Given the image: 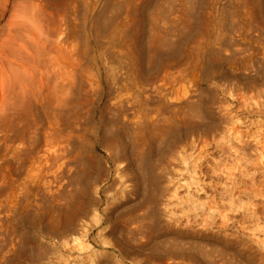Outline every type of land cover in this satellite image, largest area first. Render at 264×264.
<instances>
[{
    "label": "rangeland",
    "instance_id": "1",
    "mask_svg": "<svg viewBox=\"0 0 264 264\" xmlns=\"http://www.w3.org/2000/svg\"><path fill=\"white\" fill-rule=\"evenodd\" d=\"M9 1L11 11L19 13L25 10V15L22 14L26 18L28 17L27 21H30V17H32L31 20H35L33 23L32 21L28 23H37L36 20H38L37 24L41 23L42 30H40V25L35 24L34 27L31 24L29 26L28 23L25 25H28L27 29L25 26L22 28L28 34V28L33 26V28H36L37 31L34 30L38 35L40 34L39 38L41 36L43 38V40L40 39V42L37 43L35 40L31 41V39H27L28 35H23L22 37L26 36V40L29 41L28 45L29 43L31 44V48L28 47L27 52L29 51L31 54L37 51L34 55H38V51H41V54H39L45 62L47 61L46 59L49 58L48 61H50V58L52 60V57L57 55L56 59L54 58V60H57V63L54 61L56 63V78L53 77L54 79L49 72L48 66L45 67L44 63L40 66L42 71H45V73L43 72V75L45 74L43 77L44 84L46 85H43L42 88H38L36 84H32L30 79H28L29 82L27 80L23 81L27 77H24L23 74L19 76L21 73L18 77H14L17 79L15 84H13L12 77V80L9 82L10 84H8L10 85L9 88L8 85L6 87V92L9 95V100H6L7 105L4 102L1 103L3 106H0V264H260L262 259L258 253L251 250L250 242L255 237H259L258 241H261L262 239L260 238L264 236V233H262L263 235L261 232L257 234L258 231L253 230L256 228L254 226L255 222L252 223L249 217H247L248 214L246 215V210H244L247 205L246 195L241 194L242 200L240 197L238 198L241 202L239 205V201H237L234 205V209H236L235 206L238 207L236 211L229 205L228 207L232 210L228 207L224 209L227 205L225 207L221 205L225 201L220 197L222 196L221 193H223V182H225L226 175L230 171L231 173L233 172V175L234 173L238 175L242 168H238L239 165L235 166L237 162L233 159L234 156L231 158L228 152V154L223 151L221 152V149L216 145V141L219 140L220 134L225 131H223V128L227 129V126L229 127L231 119L235 122L239 121V126L241 125L240 127L243 128V131L247 130L245 133L249 132L246 138H248L247 140H252L251 142L254 140L251 138H255L256 136L255 139H257L258 133L263 131L264 107L255 104L256 101L258 102L262 98L246 100V104L244 100H235L232 96L234 94L228 92L234 93V88L238 87L239 90H235L242 91L246 95L256 94L257 90L262 91L261 95L264 97V0ZM21 7L24 8L23 11ZM11 11H9L10 14L13 13ZM16 13L13 14L14 16L16 15L15 17H17ZM22 14H19L20 18L23 16ZM25 17H22V19ZM36 26L39 27L37 28ZM54 28L58 35L56 34L53 38L51 33L53 34ZM22 29L20 33L24 31ZM52 38L53 40L57 39L56 41L58 42L56 52H52L55 56L49 51L50 44L53 41ZM40 45L46 48L44 47V49ZM9 47L17 49L16 44ZM9 47L8 49H10ZM15 49L12 51L13 56L17 55V57H21L23 54L24 56L25 53L27 54L24 50L23 52H19V54L21 52L22 54L14 55V52L16 53ZM42 50L47 54L42 52ZM11 51L9 53H12ZM13 56L11 58L10 56H2L3 60L4 58L7 59L6 62H12V68L15 67L14 62L13 60L10 61L7 57L13 59ZM30 57L28 55L26 59H30ZM2 61L1 63L8 67V64H4V61ZM9 65V68H11V64ZM170 76L172 80H168ZM19 77L22 80L19 79L20 81H18ZM52 79L59 83L56 84L58 85L57 88L52 86ZM12 84L15 86L12 87ZM21 85L24 88L20 87ZM153 86H156L159 92H162L161 90H165L163 91L164 93L167 92L165 94L162 92L159 95V92ZM10 87L13 89L12 91ZM53 87L57 90H53ZM180 88H184V90L186 88V91L183 93L187 95L185 96L187 100L183 98L184 101L179 102L177 99L181 98L180 100H182L181 94H183L182 92L178 93L181 90ZM136 89L137 92L135 91ZM149 89L155 90L156 92H153H158V95L152 92L154 95L151 96V90ZM21 91H24L23 94ZM141 91L142 93H140ZM143 92L146 94L143 95ZM25 93L28 95L25 96ZM40 93L41 96L39 97L38 94ZM141 95L144 97L146 95L151 96V102L150 99L148 102L145 101L147 96L144 98ZM155 95L160 96L162 99L160 97L156 99ZM163 95H168L169 98L171 96V104L168 101L169 99H165L166 96L163 97ZM178 95L180 97H177ZM138 99H141V102ZM38 100L44 101L38 102ZM131 100L133 102L137 101V103H133ZM152 100H154L153 103L155 102V105L158 104V107L157 105V108L155 107L156 110L150 105L153 104ZM172 100H175V105ZM130 102L132 104H129ZM260 102H263V100ZM154 104L153 106H155ZM166 105L168 106L167 109L164 108ZM53 106H56V122L59 126H57L58 131L56 132H53L49 128L50 121H52L51 109ZM171 106H173L174 113L168 114L169 107ZM145 107L146 109L148 107L147 111L149 112L144 109ZM172 108H170L171 111ZM165 109L168 111H165ZM157 110H159V113ZM161 110L162 114H160ZM251 110L253 112H250ZM227 111L228 113L226 114L225 112ZM163 112L167 115H163ZM146 113L150 114V116L147 117ZM223 113L226 118L228 116L227 119L225 116L222 117ZM170 114L174 115L175 121L169 119L172 117ZM122 115L123 118H121ZM137 116L142 119V123ZM140 116H144L145 119ZM166 117L168 119L167 122ZM229 117L231 118L229 119ZM134 118L137 121L139 120L138 123H141V125L139 124L138 126V123L133 120ZM148 118L150 119L149 121L146 120ZM164 119L165 122H163ZM144 120L147 122H144ZM170 120L172 121V125ZM153 123L156 127H154ZM157 126L162 127L157 128ZM148 127L149 129H147ZM240 127L239 129H241ZM159 129L161 131L166 130V132L162 133ZM253 129L257 130V135H252V133L256 134V130L254 131ZM259 129L260 131H258ZM37 133L40 134L38 135L41 138L39 137V141L37 140L35 143L34 138ZM250 133L254 137L250 138ZM139 136H141L140 139ZM263 136L264 134L260 135L261 138ZM135 138H137L136 141ZM262 139L264 140V138ZM28 142L30 144L33 143L34 147L30 146ZM106 142L108 144L119 143L122 145V153L120 152L119 155L110 152L112 150H110ZM189 142L196 144L191 143L190 145ZM79 144L81 145L79 146ZM104 145H107V147ZM189 146L193 147V149H189ZM182 147L185 148L181 149ZM107 148L109 151H107ZM94 150L95 152H93ZM149 151L152 157L151 171L144 170V167L140 168L142 158ZM178 151H183V156L180 154L181 152L179 153L181 156L178 155ZM90 153L95 154L91 155ZM174 153L181 158L185 156L186 159L178 157L179 160H177ZM186 153L189 156H186ZM23 154H25V157ZM122 154L124 156H121ZM87 155L89 156L87 157ZM29 156H33L34 160ZM90 156L93 157L92 160ZM201 156L205 157V159L198 158ZM80 157L83 159H80ZM21 158L22 160L25 159L26 163ZM140 158L141 160H138ZM197 158L199 160H195ZM215 158L221 160L219 161ZM180 159L187 161L186 163L185 161L180 162ZM98 160L103 163L99 161L100 165H98ZM79 161L82 163L80 164ZM172 161H174V164H171L173 163ZM214 162L216 163L214 164ZM221 163L222 169H226H223V172L220 169L222 174H226H224L225 177L214 167L217 164V167L221 168ZM176 164L177 166H175ZM118 165L126 166V168L128 166L125 174L122 175L126 179V182L116 170ZM256 166L257 163H252L246 170L250 172L256 171V181L259 184L264 178V174H262L264 173V165ZM88 167L90 169L89 172H93L90 177L85 175ZM212 168L214 169L213 171ZM97 171L100 172L98 174L99 177L94 182L92 175L97 173ZM193 171H197L198 173H194ZM193 173L194 176L192 175ZM200 173L202 179L200 178L199 180ZM218 174L221 177H218ZM117 176L121 177L122 182L124 180V183L128 182L130 184L126 185L129 187V192L126 194L122 193L121 197V194H119L116 196L117 199L111 198L110 200V196L113 197L117 188L121 185V181ZM197 179L200 182L205 181H203L205 192L209 193H207L208 196L214 194L213 196L218 201V205H213L215 200L210 196L213 202L210 204L214 207L211 210L212 213L206 210V208L201 211L197 210L200 212L198 213L199 222L202 220L205 222L206 220L207 222L204 227L207 229L204 228L202 230L203 227L197 226V224L193 227L197 228V234L190 233L184 235L183 232L170 227L169 224L168 226L166 225L168 220L165 213L166 210L163 209L169 210V208H172L170 211L173 210L175 212L177 210L179 213L182 203L179 205L178 202L184 201L183 203H185L192 196L191 194L195 189L192 182L197 181ZM219 180L222 184H220ZM217 182H219V185ZM115 183L120 185L118 186L117 184V187ZM112 184L116 188L110 187ZM180 184H183L185 187ZM215 184L217 187L214 186ZM111 188L113 189L112 191ZM103 189L106 190L103 191ZM243 189L245 188H241V190ZM109 190L113 192L112 195H110L111 192ZM107 191H109V194H107ZM81 192H85L88 195V197H85L87 198L85 199L87 202L86 206L83 208L84 211H81L74 220L71 219L70 223H66L64 229L67 232L64 235L54 233V235L50 234L49 236L43 233L42 230L44 231L47 225L53 226V221L56 222V218L60 214L65 213V209L70 205L69 202H71L77 193ZM206 193L202 194L199 192L196 194L201 201H207L208 198L206 197L208 196H206ZM95 196L97 202L93 201ZM152 198H154L153 203L151 201ZM175 200L178 201L176 202ZM143 201H149V203L147 202L145 205ZM242 204L245 207L241 210L239 206L242 207ZM186 206L191 207L190 203H186ZM106 208H108V211H105ZM155 209L157 212L154 211ZM157 209H162L164 212L162 213V210L159 211ZM150 210H152L151 213ZM197 211L193 210V213L195 212L194 215H196ZM223 211L228 212V217L226 212ZM140 212L143 215L145 213V218ZM258 213L259 216H263L264 214L261 205L258 206ZM241 214L245 215L242 216ZM134 216H137V218ZM146 217L148 218L147 220ZM152 217L155 218V221ZM96 219H101V223H96ZM140 222L144 226H147L143 228ZM135 226L139 228L137 229ZM148 226L152 227L148 228L150 232L147 230ZM251 227L253 231L250 230ZM133 229L137 231L135 232ZM144 229L147 231L144 232ZM252 232L257 236L251 237L250 234ZM140 233H143V235H139ZM148 233L151 234L148 235ZM204 233L205 235H201ZM227 233L229 235H226ZM34 235L36 237L38 235L39 240L43 243L41 251V253L43 252L42 259L37 261H32L31 257L33 258V256L30 253L33 249V243L35 244L36 237ZM76 235L79 236V239L71 241V238ZM257 238L253 239L251 243H256ZM243 245L247 247L245 251Z\"/></svg>",
    "mask_w": 264,
    "mask_h": 264
},
{
    "label": "bare ground",
    "instance_id": "2",
    "mask_svg": "<svg viewBox=\"0 0 264 264\" xmlns=\"http://www.w3.org/2000/svg\"><path fill=\"white\" fill-rule=\"evenodd\" d=\"M23 1V0H22ZM190 1V0H189ZM117 2V1H116ZM120 2V1H119ZM258 2V1H257ZM12 3V2H11ZM104 3V2H103ZM23 4V3H22ZM55 4V3H54ZM26 5V4H25ZM81 5V4H80ZM125 5V4H124ZM116 6V5H115ZM121 6H123V5H121ZM24 7V6H23ZM23 7H21V9H22V11H23ZM17 8V7H16ZM192 8V7H191ZM11 9V6H10V1L9 0H0V65H1V72H0V106H3V104H1V103H4V102H6V100L9 98V95L7 94L8 92H6L7 90H6V87H7V85L8 84H10L9 82L12 80V77H13V84H15L16 83V81H17V79H15L14 77H18V75L19 76H21L22 74L24 75V77H27V78H24L23 76H22V78H24L23 79V81L24 80H27L28 81V79H30L31 81H32V84H36V86L38 87V88H42L43 87V85H46V84H44V75H43V72L45 73V71H42V68L40 67L43 63L46 65L45 67H47L48 66V68L50 69V73L52 74V78L54 77V78H56L55 77V75H56V70H55V65H56V63H57V60H54V58L57 56H55V55H53L54 53H52V52H56V49H57V47H58V42L54 39L53 40V38L56 36V34H57V32L55 31L56 29L54 28L53 29V34L51 33V36L53 37L52 38V42H51V44H50V53L53 55V56H55V57H52V60H51V58H50V61H48L49 60V58L48 59H46L47 61L45 62V60L43 61V59H42V57H41V51H38V55H34V54H36L37 53V51L35 52V53H31L30 54V52L28 51L27 52V50L29 49L28 47H30L31 48V44L29 43V45H28V40H26V36L28 37L27 39H31V41L33 40H35L37 43H39L40 41V39H42L43 40V38H39V35H38V33L36 32L37 30H36V28H33V26L35 25V24H37L38 23V20H36V22L37 23H34V24H32L33 22H35V20L34 19H32L31 20V18L32 17H30L29 19H30V21H27V18L24 16L25 15V13H24V11L23 12H21L20 10V12L19 13H16L17 14V17H15L13 14H15L13 11H11L10 10ZM19 9V8H18ZM25 9H26V7H25ZM118 9V8H117ZM119 9H120V7H119ZM187 9V8H186ZM73 10V9H72ZM122 10V9H121ZM134 10V9H133ZM132 10V11H133ZM156 10V9H155ZM192 10V9H191ZM9 11H11V13L12 14H10L9 13ZM33 11V10H32ZM145 11V10H144ZM247 11V10H246ZM26 12V11H25ZM112 12V11H111ZM154 12V11H153ZM9 13V14H8ZM24 15H23V14ZM29 13V12H28ZM37 13V12H36ZM19 14H22L21 16L22 17H25V18H23V19H26V20H23L22 19V17L20 18L19 17ZM30 14V13H29ZM34 14V13H33ZM106 14V13H105ZM115 14V13H114ZM27 15V14H26ZM31 15V14H30ZM149 15V14H148ZM192 15V14H191ZM33 16V15H32ZM110 17V16H109ZM152 17H154V16H152ZM33 18H34V16H33ZM139 18V17H138ZM166 18V17H165ZM194 18V17H193ZM254 18V17H253ZM38 19V18H37ZM105 19V18H104ZM151 19H153V18H151ZM34 20V21H33ZM102 20V19H101ZM106 20V19H105ZM154 20V19H153ZM191 20V19H190ZM199 20V19H198ZM245 20V19H244ZM32 21V23H28V22H31ZM55 21V20H54ZM53 21V22H54ZM140 21V20H139ZM230 21V20H229ZM233 21V20H232ZM251 21V20H250ZM40 22V21H39ZM160 22V21H159ZM28 23V25L30 26V24L31 25H33V26H31V27H29L28 28V34H26L25 33V29H22L26 24ZM139 23V22H138ZM262 23V22H261ZM41 24V23H40ZM40 24H37V25H40ZM54 24V23H53ZM137 24V23H136ZM158 24V23H157ZM27 25V26H28ZM55 25V24H54ZM107 25V24H106ZM105 25V26H106ZM139 25V24H138ZM152 25V24H151ZM27 26H25L26 27V29H27ZM98 26V25H97ZM180 26V25H179ZM35 27V26H34ZM37 28L39 27V26H36ZM155 27H156V25H155ZM186 28V27H185ZM21 29H22V31L23 32H21L20 33V31H21ZM36 31H35V30ZM179 29H180V27H179ZM262 29V28H261ZM40 30H42L41 29V25H40ZM166 30V29H165ZM39 32V31H38ZM183 32V31H182ZM263 32V31H262ZM40 33V32H39ZM21 34V35H20ZM26 34V36H24V38L22 37L23 35H25ZM43 34V33H42ZM41 34V35H42ZM58 35V34H57ZM172 35V34H171ZM124 36V35H123ZM134 36V35H133ZM143 36V35H142ZM114 37V36H113ZM125 37V36H124ZM145 38H147V37H145ZM44 39H45V37H44ZM132 39V38H131ZM147 39H149V38H147ZM41 40V41H42ZM51 40V39H50ZM105 40V39H104ZM114 40V39H113ZM137 40V39H136ZM30 41V42H31ZM100 41V40H99ZM138 41V40H137ZM166 41V40H165ZM36 42H34V43H36ZM60 42V41H59ZM33 43V42H32ZM137 43V42H136ZM16 44V46H17V49L19 50H17V49H15V48H13V49H15L16 50V53L14 52V55L15 54H19V52L20 51H26L27 52V54L25 53V56H24V54H23V56L25 57H23V56H21V57H17V55L16 56H13L12 54H13V49L12 48H10L9 46L10 45H12V46H14ZM124 44V43H123ZM131 44V43H130ZM173 44V43H172ZM157 45V44H156ZM167 46H168V44H166ZM34 46V45H33ZM41 46V45H40ZM40 46H39V48H40ZM142 46V45H141ZM145 46H147V45H145ZM8 47L10 48V49H8ZM36 47V46H35ZM41 47H45V46H41ZM143 47V46H142ZM147 47H149V46H147ZM46 48V47H45ZM44 48V49H45ZM139 48V47H138ZM11 49H12V51H11ZM165 49V48H164ZM12 52V53H9L10 51ZM31 50V49H30ZM17 51H18V53H17ZM46 51V50H45ZM58 51V50H57ZM196 51V50H195ZM22 52L20 53V54H22ZM42 52H44V50H42ZM163 52V51H162ZM169 52V51H168ZM40 53V54H39ZM44 53H46V52H44ZM19 54V55H20ZM43 54V53H42ZM47 54V53H46ZM18 55V56H19ZM28 55H29V57H30V55H31V57H30V59L29 58H27L26 59V56L28 57ZM45 55V54H44ZM153 55V54H152ZM156 55V54H155ZM223 55V54H222ZM2 56H4V57H6V56H10V58H11V56H13V59H10L9 57H7L10 61H12L13 60V64H14V68H12V62L10 63V62H6V58H4V60H3V57ZM1 57H2V59H1ZM50 57V56H49ZM227 57V56H226ZM47 58V57H46ZM125 58V57H124ZM156 58V57H155ZM154 58V59H155ZM228 58V57H227ZM56 59V58H55ZM123 59V58H122ZM213 59V58H212ZM4 61V64L5 63H7L8 64V67L6 66H4L2 63H1V61ZM256 60V59H255ZM2 61V62H3ZM54 61H56V63L54 62ZM212 61V60H211ZM235 61V60H234ZM149 63V62H148ZM9 64H11V68H9ZM137 65V64H136ZM157 65V64H156ZM172 65V64H171ZM263 65V64H262ZM44 67V66H43ZM57 67V66H56ZM6 68H8V69H6ZM17 68V69H16ZM211 68V67H210ZM10 69H11V71H10ZM19 69V70H18ZM57 69V68H56ZM9 70V71H8ZM46 70V69H45ZM183 70V69H182ZM57 71H58V69H57ZM186 71V70H185ZM49 72H48V74H49ZM179 73V72H178ZM177 73V74H178ZM132 74V73H131ZM141 75V74H140ZM172 75V74H171ZM144 76V75H143ZM186 76V75H185ZM244 76V75H243ZM46 77V76H45ZM49 77V76H48ZM47 77V78H48ZM249 77V76H248ZM22 78H18V81H20V80H22ZM51 78V77H50ZM53 78V79H54ZM71 78V77H70ZM205 78V77H204ZM20 79V80H19ZM53 79H52V82L51 81H49V82H51L53 85L52 86H54V87H56L57 88V86L58 85H56V84H59V83H57V81L56 80H54L53 81ZM131 79V78H130ZM252 79V78H251ZM168 80H172L171 79V76H170V79H168ZM187 80V79H186ZM202 80V79H201ZM30 81V82H31ZM192 81V80H191ZM220 81V80H219ZM253 81H255V80H253ZM252 81V82H253ZM29 82V81H28ZM76 82V81H75ZM172 82V81H171ZM170 82V83H171ZM248 82V81H247ZM22 83V82H21ZM24 84H25V82H23ZM12 84V85H13ZM28 84H30V83H28ZM75 84V83H74ZM163 84V83H162ZM187 84V83H186ZM243 84V83H242ZM253 84V83H252ZM19 85V84H18ZM31 85V84H30ZM70 85V84H69ZM72 85H73V83H72ZM165 85H167V84H165ZM218 85V84H217ZM9 86L10 85H8V88H9ZM15 85H13L12 87H14ZM25 86V85H24ZM145 86V85H144ZM19 87V86H18ZM20 87H22V85L20 86ZM19 87V88H20ZM37 87H35V88H37ZM51 87V86H50ZM53 87V90L55 89V90H57L56 88H54ZM70 87V86H69ZM147 87V86H146ZM153 87H155V89L157 88L156 86H153ZM164 87V86H163ZM171 87V86H170ZM184 87V86H183ZM192 87V86H191ZM199 87V86H198ZM228 87V86H227ZM226 87V88H227ZM263 87V86H262ZM11 88V87H10ZM22 88H24V87H22ZM38 88H37V90H38ZM165 88V87H164ZM175 88H176V86H175ZM190 88V87H189ZM233 88H234V86H233ZM239 88H241V87H239ZM250 88V87H249ZM26 89V88H25ZM145 89V88H144ZM147 89V88H146ZM145 89V90H146ZM158 89V88H157ZM156 89V90H157ZM166 89V88H165ZM181 89V88H180ZM183 89V90H182ZM179 92L178 91H175V92H178L179 94H180V92H185L186 91V88H185V90H184V88H182ZM193 89V88H192ZM235 89H237V90H239L238 89V87L237 88H234V93L233 92H231L230 91V89H228L230 92H228V93H232V94H234V95H232L233 96V98L235 99V100H237V101H239V100H244V102L246 103V100H256L257 98H262V99H260V101H262L263 100V102H260L259 100H258V102L256 101V105H258V106H260V107H264V97H262V95H261V92L262 91H259V90H257V92L259 91V93H257L256 92V94H252V95H246L244 92L242 93V91H236ZM13 89L11 88V91H12ZM19 90H21V89H19ZM22 90H24V89H22ZM36 90V89H35ZM39 90H41V89H39ZM144 90V91H145ZM148 90V89H147ZM149 90H151V89H149ZM177 90H179L178 88H177ZM233 90V89H232ZM255 90H256V88H255ZM18 91V90H17ZM136 92H137V89L135 90ZM140 91V90H139ZM153 91H155V90H153ZM152 90H151V94H152V92H153ZM158 92H159V90H157ZM162 92L163 91H165V90H161ZM227 91V90H226ZM245 91V90H244ZM251 91V90H250ZM254 91V90H253ZM22 92V91H21ZM20 92V93H21ZM24 92V91H23ZM23 92H22V94H23ZM34 92V91H33ZM40 92V91H39ZM135 92V93H136ZM147 92H149V91H147ZM156 92V91H155ZM155 92H153L154 94H156V95H160V94H162V92H157V93H155ZM167 92V91H166ZM165 92V93H166ZM174 92V91H173ZM252 92V91H251ZM19 93V94H20ZM27 93H29V92H27ZM132 93H134L133 91H132ZM131 93V94H132ZM139 93V92H138ZM137 93V94H138ZM140 93H142V91L140 92ZM164 92H163V94H165ZM178 93H176V94H178ZM203 93V92H202ZM263 93V92H262ZM32 93H30V95H31ZM37 94V93H36ZM146 94V93H145ZM144 94V92H143V95H145ZM150 94V93H149ZM154 94H152L151 96H153ZM167 94H169V93H167ZM6 95H8V96H6ZM26 95H28V94H26L25 93V96ZM39 95V97L41 96V93L40 94H38ZM143 95H141V97L143 96ZM154 96L156 99H158L159 97L158 96ZM171 95H173V94H171ZM184 95V96H183ZM20 96V95H19ZM24 96V97H25ZM32 96H33V94H32ZM37 96V95H36ZM51 96V95H50ZM133 96V95H132ZM135 96V95H134ZM140 96V95H139ZM138 96V97H139ZM147 96V95H146ZM145 96V97H146ZM150 96V97H151ZM162 96V95H161ZM166 95H163V97H165ZM170 96V95H169ZM181 96H182V100H180L179 98L177 99V101H184V100H187L186 98H185V96H187V95H185V93H183V94H181ZM231 96V97H232ZM247 96H249V97H247ZM264 96V95H263ZM7 97V98H6ZM128 97H130V96H128ZM144 97V96H143ZM144 97V98H145ZM147 97H148V99H147ZM144 100L145 101H149V99H150V97L149 96H147ZM153 97V98H154ZM158 97V98H157ZM177 97H180L179 95L177 96ZM22 98V97H21ZM29 98V97H28ZM43 98V97H42ZM58 98V97H57ZM126 98V97H125ZM136 98V97H135ZM169 100H168V99ZM170 98H171V96H170ZM170 98L168 97V95L165 97V99H167L169 102L171 101L170 100ZM183 98H184V100H183ZM188 98V97H187ZM249 98V99H248ZM18 99V98H17ZM16 99V100H17ZM27 99V98H26ZM32 99H34V98H32ZM44 99V98H43ZM50 99V98H49ZM89 99V98H88ZM143 99V98H142ZM160 99H162L161 97H160ZM189 99V98H188ZM207 99V98H206ZM9 100V99H8ZM11 100V99H10ZM19 100V99H18ZM22 100V99H21ZM136 100H137V98H136ZM139 101L141 100V99H138ZM143 100V101H144ZM155 100V99H154ZM154 100H152V103H153V101ZM166 100V101H167ZM226 100V99H225ZM43 102L44 100H38V102ZM68 101V100H67ZM132 101V100H131ZM160 101V100H159ZM12 102V101H11ZM10 102V103H11ZM53 103H54V101H52ZM121 102V101H120ZM133 102V101H132ZM132 102H130L129 104H132ZM141 102V101H140ZM150 102H151V99H150ZM156 102H157V100H156ZM172 102H174L173 104L175 105V100L173 101L172 100ZM188 102V101H187ZM200 102V101H199ZM248 102V101H247ZM254 102V101H253ZM13 103V102H12ZM11 103V104H12ZM18 103V102H17ZM25 103V102H24ZM70 103V102H69ZM133 103H137V101L136 102H133ZM143 103V102H142ZM155 103V102H154ZM153 103V104H154ZM158 103V102H157ZM168 103V102H167ZM185 103V102H184ZM183 103V104H184ZM46 104H50V103H46ZM153 104H150V105H152V107H156V105H157V107H158V104H154L155 106H153ZM162 104V103H161ZM164 104V103H163ZM170 104H171V102H170ZM169 104V105H170ZM172 104V105H173ZM247 104V103H246ZM6 105H7V102H6ZM9 105V104H8ZM123 105V104H122ZM176 105H178V104H176ZM186 105V104H185ZM27 106V105H26ZM146 106V105H145ZM162 106V105H161ZM39 107V106H38ZM52 107V106H51ZM127 107V106H126ZM136 107V106H135ZM138 107V106H137ZM140 107V106H139ZM156 107V108H157ZM160 107V106H159ZM167 105L164 107V108H166L167 109ZM173 106H171V107H169V111L168 110H166L165 109V111H168V114L169 113H171V114H173L174 112V110H173V108H172ZM178 107H179V105H178ZM254 107V106H253ZM15 108V107H14ZM20 108V107H19ZM22 108V107H21ZM40 108V107H39ZM156 108H155V110H156ZM170 108H172V111H171V109ZM237 108V107H236ZM3 109V108H2ZM59 109V108H58ZM132 109H133V107H132ZM140 109V108H139ZM144 109H146V107L144 108ZM153 109V108H152ZM159 109V108H158ZM160 109H161V107H160ZM175 109V108H174ZM189 109V108H188ZM255 109V108H254ZM135 110V109H134ZM138 110V109H137ZM148 110V107H147V109H146V111ZM154 110V109H153ZM155 110H154V112H155ZM163 110V109H162ZM162 110H161V112H160V114H162ZM176 110V109H175ZM51 115H52V121H50L51 123H50V126H49V128H51L52 130H53V132H56V131H58L57 130V119H56V106H53V108L51 109ZM136 111V110H135ZM142 111H143V109H142ZM158 111V113H159V110H157ZM156 111V112H157ZM50 112V111H49ZM71 112V111H70ZM69 112V113H70ZM133 112V111H132ZM139 112H140V110H139ZM138 111H137V113H139ZM147 112H149V111H147ZM173 112V113H172ZM179 112V111H178ZM250 112H253L252 110L250 111ZM0 113H1V111H0ZM42 113V112H41ZM122 113V112H121ZM136 113V112H135ZM187 113V112H186ZM189 113V112H188ZM226 114L228 113V111L227 112H225ZM255 113V112H254ZM143 114L145 115V113L143 112ZM147 114V113H146ZM164 114H166L165 112H163V115ZM170 114V115H171ZM177 114V113H176ZM194 114V113H193ZM130 115H132V114H130ZM136 115V114H135ZM138 115V114H137ZM159 115V114H158ZM167 115V114H166ZM170 115H169V117H170ZM181 115H183V114H181ZM186 115V114H185ZM184 115V116H185ZM208 115V114H207ZM129 116V115H128ZM139 116V115H138ZM137 116V118L139 119V120H141L140 122L142 123V119L141 118H139ZM148 116H150V114L148 115L147 114V117ZM153 116H154V114H153ZM172 117L171 118H169V119H173L174 121H175V119L173 118V116L174 115H171ZM225 116V114L223 113V115H222V117H224ZM230 116V115H229ZM131 117V116H130ZM134 117V116H133ZM132 117V118H133ZM140 117H142V116H140ZM146 117V118H147ZM156 117V116H155ZM161 117V116H160ZM179 117V116H178ZM195 117H196V115H195ZM121 118H123V115L121 116ZM128 118V117H127ZM136 118V117H135ZM133 119L135 122H137L138 123V121H137V119ZM142 118H144V116L142 117ZM163 118H165V116H163ZM176 118H177V116H176ZM190 118V117H189ZM204 118V117H203ZM206 118V117H205ZM225 118H226V116H225ZM227 118H228V116H227ZM226 118V119H227ZM231 117H229V119H230ZM120 119V118H119ZM145 119V118H144ZM154 119V118H153ZM153 119H152V121H153ZM166 119H167V117H166ZM223 119V118H222ZM228 119V120H229ZM132 120V121H133ZM146 120H150L149 118L148 119H146ZM160 120H161V118H160ZM233 119H231L230 121H231V124H232V126H230L229 125V122H228V125H229V127L227 126V129H224L223 128V133H221L220 134V138H219V140L218 141H216L217 143H216V145H217V147H219L220 149H221V152L223 151V152H226V154H228V155H231V158H232V156H234V160H236V164H235V166L236 165H239V167L238 168H242L241 169V172H240V174H238V175H236L235 173H234V175H233V172L231 173V171L228 173V175H226L225 173V175H226V177H225V175L224 174H222V172H223V169H222V163L220 164V165H218V166H220L221 168H219V167H217V164H219V163H217L216 164V166L214 165L217 161L216 160H221V159H216L215 161L216 162H214V164H212V165H214V167H215V169L218 171V172H221V170H222V172H221V175H224V177H225V182H223L224 184H223V187H224V189H223V187H221L223 190V193H221L222 191H218V192H220L221 194H222V196H221V194H219L221 197V199L222 200H225L224 202H222V204L219 202V204H221L222 206H226L224 209H226L227 207H228V205L230 206V207H233V210H235L236 211V209L238 208L237 206H235L236 207V209H234V205L237 203V201H239L238 202V204L241 202L240 201V199H238L240 196H241V194H244V195H246L245 197L247 198V205H246V207L245 206H243V204H242V207L241 206H239L240 207V209L242 210V209H244V207H245V209L244 210H246V215H247V217H249V219L252 221V223H254V226L257 228H255L254 226V228L255 229H253L252 227L250 228V230L251 229H253V230H256V231H258V233L257 234H259V232H261V234L262 233H264V214H263V216H259V213H258V206L259 205H261L262 206V208H263V210H264V178H263V181L261 180V183H257V181H256V176H257V174H256V171L255 172H250L249 170L247 171L246 170V168L250 165V164H256L257 163V166L258 165H264V140L262 139V138H264V136L261 138L260 137V135H263L262 134V132L264 131V128H262L263 129V131L262 132H259V133H261L260 135H259V133L257 132V130L255 131L254 129V131L256 132V134H253L252 133V135H257V133H258V136H257V139H255L256 138V136H255V138H251V137H254V136H252L251 135V133H250V138L251 139H254L253 140V142H251L250 141V139L249 140H247L248 138H246V137H248V134H249V132H247V133H245V131H247V130H244L243 131V128H241L240 126H239V121H236V122H238V124H236V122L233 120ZM162 121V120H161ZM168 121V119L166 120V122ZM226 121V120H225ZM134 122V123H135ZM144 122H147V121H145L144 120ZM163 122H165V119L163 120ZM170 122H171V125H172V121L170 120ZM119 123H120V121H119ZM141 123H138V126H139V124L141 125ZM156 123V122H155ZM159 123V122H158ZM251 123V122H250ZM152 124V123H151ZM150 124V125H151ZM177 124V123H176ZM253 124V123H252ZM263 124V123H262ZM149 125V124H148ZM153 125H154V127H156V125L153 123ZM164 125V124H163ZM178 125V124H177ZM213 125V124H212ZM264 125V124H263ZM143 126V125H142ZM144 126H145V124H144ZM146 126H147V124H146ZM175 126V125H174ZM59 127V126H58ZM141 127V126H140ZM158 127H162V126H157V128ZM165 127V126H164ZM167 127H169V126H167ZM172 127V126H171ZM212 127V126H211ZM239 127L242 129H239ZM259 127V126H258ZM257 127V128H258ZM264 127V126H263ZM144 128H146V127H144ZM143 128V129H144ZM151 128H152V126H151ZM166 128V127H165ZM172 128H174V127H172ZM222 128V127H221ZM61 129V128H60ZM142 129V130H143ZM147 129H149V127L147 128ZM154 130H156L155 128H153ZM171 129V128H170ZM261 129V128H260ZM260 129L258 130V131H260ZM34 130H35V128H34ZM40 130V129H39ZM39 130H36L37 132H40ZM43 130H45V129H43ZM113 130V129H112ZM145 130V129H144ZM152 130V129H151ZM160 130V129H159ZM162 130H163V128H162ZM166 130H168V128H166ZM166 130H164L165 132H166ZM161 131V130H160ZM164 131H161L162 133H164ZM252 132V131H251ZM34 133H36V132H34ZM149 133V132H148ZM153 133V132H152ZM159 133V132H158ZM39 133H37V135H36V137L34 138L35 139V143L37 142V140L39 141V139L41 138L39 135H38ZM41 134H42V129H41ZM54 134H56V133H54ZM53 134V135H54ZM59 134V133H58ZM57 134V135H58ZM34 136H35V134H34ZM44 136V135H43ZM109 136V135H108ZM40 137V138H39ZM133 137H135V136H133ZM140 137L141 136H139V139H140ZM155 137H157V136H155ZM245 138H246V140H245ZM134 139V138H133ZM136 139L137 138H135V141H136ZM82 140V139H81ZM31 141V140H30ZM106 141H108V140H106ZM139 141V140H138ZM146 141H148V140H146ZM182 141V140H181ZM215 141V140H214ZM82 142V141H81ZM80 142V143H81ZM123 142V141H122ZM29 143V142H28ZM107 143V142H106ZM139 143H140V141H139ZM190 143V145H191V143L192 142H189ZM194 143V142H193ZM192 143V144H193ZM30 144V143H29ZM28 144V145H29ZM33 144V143H32ZM32 144H30V146H33ZM42 144V143H41ZM78 144V143H77ZM83 144V143H82ZM137 144V143H136ZM165 144V143H164ZM194 144H196V143H194ZM206 144V143H205ZM23 146H24V144H22ZM81 144H79V146H80ZM107 145H108V147L110 148V150H112V151H110V152H112V153H114V154H119L120 152L122 153V150H123V147H121L122 145H120L119 143H107ZM107 145L105 146V147H107ZM189 145V144H188ZM26 146V145H25ZM38 146V145H37ZM39 146H41L40 144H39ZM141 146V145H140ZM139 146V147H140ZM186 146H187V144H186ZM193 146V145H192ZM196 146V145H195ZM194 146V147H195ZM34 147V146H33ZM84 147V146H83ZM138 147V148H139ZM169 147V146H168ZM204 147V146H203ZM203 147H202V149H203ZM19 148V147H18ZM30 148V147H29ZM28 148V149H29ZM43 148V147H42ZM52 148V147H51ZM125 148V147H124ZM185 147H182L181 149H184ZM193 149V147H190L189 146V149ZM22 149V148H21ZM48 149V148H47ZM76 149V148H75ZM106 149V148H105ZM135 149V148H134ZM20 150V149H19ZM128 150V149H127ZM185 150H187V149H185ZM16 151H17V149H16ZM21 151V150H20ZM23 151V150H22ZM32 151H33V149H32ZM39 151V150H38ZM44 151V150H43ZM51 151H52V149H51ZM107 151H109L108 150V148H107ZM136 151V150H135ZM36 151H35V149H34V153H35ZM40 152V151H39ZM93 152H95V150L93 151ZM124 152V151H123ZM145 152V151H144ZM175 153H176V151H174ZM181 152V153H180ZM178 151V155H182L183 156V151ZM187 152H188V150H187ZM228 152V153H227ZM18 153V152H17ZM20 153V152H19ZM22 153V152H21ZM57 153V152H56ZM109 153V152H108ZM127 153V152H126ZM133 153V152H132ZM153 153V152H152ZM174 153V154H175ZM180 153V154H179ZM185 153V152H184ZM191 153V152H190ZM205 153V152H204ZM27 154V153H26ZM44 154V153H43ZM46 154V153H45ZM48 154V153H47ZM91 154V153H90ZM89 154V155H90ZM93 154H95V153H93ZM93 154H91V155H93ZM110 154V153H109ZM123 154H125V153H123ZM121 155V156H124V155ZM135 154V153H134ZM138 154V153H137ZM187 154V153H186ZM226 154H225V156H226ZM29 155V154H28ZM27 155V156H28ZM32 155V154H31ZM37 155H40V154H37ZM83 155V154H82ZM81 155V156H82ZM89 155H87V157L89 156ZM120 155V154H119ZM133 155V154H132ZM157 155V154H156ZM176 155V157H177V160H179V158H181L180 156H177V154H175ZM202 155V154H201ZM17 156V155H16ZM22 156V155H21ZM23 156L25 157V154H23ZM22 156V157H23ZM34 156V155H33ZM33 156H29L30 158H33ZM41 156V155H40ZM80 156V155H79ZM95 156V155H94ZM115 156V155H114ZM139 156V155H138ZM143 156V155H142ZM186 156H189L188 154L186 155ZM14 157V156H13ZM20 157V156H19ZM36 157H38V156H36ZM46 157V156H45ZM58 157V156H57ZM91 157V156H90ZM116 157V156H115ZM176 157H175V160H176ZM179 157V158H178ZM192 157H193V154H192ZM16 158V157H15ZM41 158V157H40ZM92 158L93 157H91V160H92ZM111 158H112V155H111ZM117 158V157H116ZM119 158V157H118ZM184 158H185V156H184ZM184 158H181V159H184ZM198 158H203V156H201V157H198ZM195 159V160H199V159ZM214 158V157H213ZM221 158V157H220ZM14 159V158H13ZM37 159V158H36ZM45 159V158H44ZM47 159V158H46ZM80 159H83L82 157H80ZM99 159V158H98ZM180 159V160H181ZM186 159V158H185ZM187 159H189V158H187ZM201 159H200V161H201ZM205 159V157L203 158V160ZM222 159H224V158H222ZM15 160V159H14ZM21 160H22V158H21ZM25 160V159H24ZM24 160H22V161H24ZM27 160V159H26ZM33 160H34V158H33ZM42 160V159H41ZM74 160V159H73ZM88 160H89V158H88ZM101 160V159H100ZM100 160H98L97 162H98V165H100V163H99V161ZM103 160V159H102ZM119 160V159H118ZM138 160H141V158L140 159H138ZM151 160H152V157H151V153H150V151H149V153L148 154H146L143 158H142V161H141V163H140V168H142V167H144L143 169L144 170H149V171H151ZM195 160H193L194 162H195ZM225 160V159H224ZM19 161H20V159H19ZM30 161V160H29ZM82 161V160H81ZM84 161H86L85 159H84ZM184 162L185 160H181L180 162ZM187 161V160H186ZM186 161H185V163H186ZM192 161V162H193ZM209 161V160H208ZM208 161H206V162H208ZM218 161V162H219ZM21 162V161H20ZM25 162V161H24ZM31 162V161H30ZM33 162V161H32ZM75 162V161H74ZM80 162V161H79ZM100 162H102V161H100ZM170 162H171V160H170ZM173 163H171V164H174V161H172ZM179 162V161H178ZM198 162V161H197ZM222 162H225V161H222ZM227 162V161H226ZM17 163V162H16ZM22 163V162H21ZM26 163V162H25ZM82 162H80V164H81ZM85 163V162H84ZM91 163V162H90ZM95 163V162H94ZM103 163V162H102ZM120 163V162H119ZM139 163V162H138ZM230 163V162H229ZM20 164V163H19ZM23 164V163H22ZM21 164V165H22ZM46 164V163H45ZM86 164V163H85ZM168 164V163H167ZM179 164V163H178ZM184 164V163H183ZM188 164H189V162H188ZM16 165V164H15ZM88 165V164H87ZM97 165V164H96ZM96 165H94L95 167H96ZM105 165V164H104ZM194 165H195V163H194ZM197 165V164H196ZM199 165V164H198ZM74 166V165H73ZM84 166V165H83ZM93 166V167H94ZM139 166V165H138ZM175 166H177V164L175 165ZM253 166V165H252ZM256 166V167H257ZM1 167V166H0ZM12 167V166H11ZM14 167V166H13ZM87 167V166H86ZM92 167V168H93ZM169 167V166H168ZM196 167H199V166H196ZM202 167V166H201ZM213 167V166H212ZM217 167V168H216ZM223 167H224V165H223ZM231 167V166H230ZM262 167V166H261ZM264 167V166H263ZM23 168V167H22ZM79 168V167H78ZM81 168V167H80ZM91 168V169H92ZM102 168V167H101ZM127 168H128V166H127ZM126 166L124 167V166H122V165H118L117 166V168H116V170H117V172H119L120 174H121V176L123 175V174H125V171H126ZM137 168V167H136ZM142 169V170H143ZM172 169V168H171ZM176 169V168H175ZM179 169V168H178ZM185 169V168H184ZM199 169V168H198ZM201 169V168H200ZM221 169V170H220ZM129 170H130V167H129ZM214 169L212 168V171H213ZM220 170V171H219ZM224 170H226V169H224ZM13 171H15V170H13ZM77 171H78V169H77ZM90 171V169H89V167H88V169H87V171L85 172V175L86 176H88V177H90L91 176V174L93 173V172H89ZM93 171V170H92ZM128 171V170H127ZM175 171V170H174ZM199 172H200V170H198ZM216 171V172H217ZM75 172V171H74ZM142 172V171H141ZM144 172V171H143ZM194 172V171H193ZM197 172V171H196ZM196 172H194V173H196ZM217 172V173H218ZM224 172H226V171H224ZM228 172V171H227ZM226 172V173H227ZM259 172V171H258ZM264 172V171H263ZM9 173H10V171H9ZM12 173V172H11ZM73 173V172H72ZM82 173H83V171H82ZM100 172L99 171H97V173H95L94 175H92L94 178H92L93 180H94V182H95V180H97L98 179V174H99ZM194 173L192 174L193 176H194ZM198 173V172H197ZM214 173V172H213ZM14 174V173H13ZM146 174V173H145ZM216 174V173H215ZM214 174V175H215ZM262 174H264V173H262ZM77 175V174H76ZM80 175V174H79ZM83 175V174H82ZM104 175H106V174H104ZM143 175V174H142ZM148 175H150V174H148ZM195 175H199V174H195ZM219 175V174H218ZM218 175H216V176H218ZM108 176V175H107ZM145 176V175H144ZM200 177H199V180H200V178L202 179V176H201V173H200V175H199ZM15 177V176H14ZM117 177H119V176H117ZM125 177V176H124ZM142 177V176H141ZM147 177V176H146ZM213 177V176H212ZM218 177H221L220 175L218 176ZM264 177V176H263ZM77 178V177H76ZM191 178H192V176H191ZM190 178V179H191ZM193 178H195V177H193ZM217 178V177H216ZM14 179V178H13ZM84 179V178H83ZM104 179V178H103ZM118 179V178H117ZM117 179H116V182H117ZM119 179H120V181L122 180V179H124L123 178V176H122V179H121V177H119ZM118 179V180H119ZM146 179V178H145ZM147 179H148V177H147ZM177 179V178H176ZM218 179V178H217ZM92 180V181H93ZM125 180V182H126V179H124ZM124 180H123V182L121 181V185L120 184H118V186L120 185V187H118L117 186V184H116V186L118 187L117 188V190L116 189H114V190H116V192L114 193V196L112 197V196H110V200H111V198H113V199H117V197L116 196H118L119 194H121L120 195V197L123 195V194H126V193H128L129 192V187H127L126 185H130V184H128V182L127 183H124ZM183 180V179H182ZM196 180V179H195ZM198 179H197V181H195V182H192V183H194V186H195V189L194 188H192V189H194V192L191 194L192 196L191 197H189V199H187L186 201H185V203H183V202H178L179 203V205H180V203H182V207H181V209H180V212L178 213L177 212V210L175 211V212H173V210L172 211H170L172 208H169V210L168 209H163V210H166L165 211V213H166V216H167V226H168V224H169V226L170 227H172V228H174V229H177V230H179V232H183L184 233V235L185 234H197V228H193V227H195L197 224V226H201V227H203V229L202 230H204V228H206V227H204L205 226V223L207 222L206 220H205V222H204V220H202L201 222H199V220H198V217H199V215H198V213H200V212H198L197 210H199V211H201V210H203V209H205L206 208V210H208V211H210L211 213H212V209H214V207H213V205L215 206V205H218V201H216L215 200V198H214V194L213 195H210L214 200V204L213 205H211L210 203H213L212 202V200L210 199V196H208L207 195V193L205 192V186H204V184H203V181H199ZM105 181V180H104ZM128 181H129V179H128ZM181 181V180H180ZM207 181V180H206ZM97 182V181H96ZM205 182V181H204ZM210 182V181H209ZM208 182V183H209ZM216 182V181H215ZM219 182H220V180H219ZM219 182H217V184L219 183ZM26 183V182H25ZM180 183V182H179ZM185 183V182H184ZM212 183V182H211ZM125 184V185H124ZM185 184H187V183H185ZM214 184V183H213ZM220 184H222L221 182H220ZM113 185V184H112ZM110 185V187H112V188H114L115 186L113 185ZM180 185H183V184H180ZM189 185V184H188ZM187 185V186H188ZM193 185V184H192ZM209 185V184H208ZM219 185V184H218ZM108 186V185H107ZM133 186V185H132ZM184 186V185H183ZM183 186H181V187H183ZM193 186V187H194ZM210 186V185H209ZM214 186H216V184L214 185ZM173 187V186H172ZM179 187V186H178ZM185 187V186H184ZM192 187V186H191ZM217 187V186H216ZM96 188H97V186H96ZM104 188V187H103ZM108 188V187H107ZM111 188V191L113 190ZM116 188V187H115ZM180 188V187H179ZM188 188H189V186H188ZM207 188V187H206ZM213 188V187H212ZM215 188V187H214ZM241 188H245V189H243V190H241ZM175 189V188H174ZM178 189V188H177ZM176 189V190H177ZM217 189V188H216ZM215 189V190H216ZM106 190V189H105ZM104 189H103V191H105ZM187 190V189H186ZM209 190V189H208ZM215 190H213V191H215ZM110 191V190H109ZM109 191H107L108 193L107 194H109ZM110 191V192H111ZM175 192H177V191H175ZM206 193V196H208V197H206V198H208L207 199V201H201L200 200V198H199V196L197 197V194L196 193ZM73 193H75V192H73ZM112 193L113 192H111V194L110 195H112ZM123 193V194H122ZM174 193V192H173ZM24 194V193H23ZM76 194V193H75ZM89 194V193H88ZM176 194V193H175ZM190 194V193H189ZM209 194V193H208ZM72 195V194H71ZM147 195V194H146ZM176 196V195H175ZM175 196H173V197H175ZM216 196V195H215ZM85 197H88V195H87V193H85V192H81V193H77V195L71 200V202H69V207L68 208H66L65 209V213H63V214H60L57 218H56V222H54L53 221V223H54V225L53 226H51V225H47V227L44 229V231L42 230V232L43 233H45V234H48V236L50 235V234H53L54 235V233H59V234H61V235H64L67 231L64 229L65 228V225H66V223L67 222H69L70 223V221H71V219L72 220H74L78 215H79V213L81 212V211H84L83 210V208L86 206L85 204L87 203L86 201H85V199H87V198H85ZM202 197V196H201ZM219 197V196H218ZM242 197H244V196H242ZM176 198V197H175ZM241 198V197H240ZM153 199V200H152ZM151 199V201H152V203H153V201H154V198H152ZM218 199V198H217ZM220 199V200H221ZM145 200V199H144ZM219 200V201H220ZM241 200H242V198H241ZM93 201L94 202H97V198H96V196L93 198ZM146 201V200H145ZM150 201V200H149ZM149 201H147L148 203H149ZM150 201V202H151ZM176 201V200H175ZM178 201V200H177ZM176 201V202H177ZM58 202V201H57ZM144 202V201H143ZM147 202H144L145 203V205H146V203ZM186 203H190V205H191V207L190 206H186ZM114 205V204H113ZM179 205L177 204V206L179 207ZM151 206V205H150ZM153 206V205H152ZM166 206V205H165ZM220 206V205H219ZM156 207V206H155ZM168 207V206H167ZM170 207H172V206H170ZM230 207H228L229 209H230ZM161 208V207H160ZM165 208V207H164ZM180 208V207H179ZM217 208V207H216ZM220 208H221V206H220ZM219 208V209H220ZM161 209V210H162ZM218 209V210H219ZM228 209V210H229ZM157 210H159V211H161L160 209H157ZM162 210V213L164 212ZM193 210H195V212L197 211V213H196V215H194L195 214V212L193 213ZM230 210H232V209H230ZM238 210V209H237ZM92 211V210H91ZM105 211H108V208H106L105 209ZM151 211L152 210H150V213H151ZM154 211H156V209L154 210ZM227 211V210H226ZM226 211H223V212H226ZM85 212H86V210H85ZM148 212H149V210H148ZM148 212H146L147 214H149ZM157 212V211H156ZM221 212V211H220ZM219 212V213H220ZM245 212V211H244ZM260 212V211H259ZM16 213V212H15ZM159 213V212H158ZM222 213V212H221ZM227 213L228 212H226V215H227ZM232 213V212H231ZM262 213V212H261ZM140 214H142L141 212H140ZM139 214V215H140ZM223 214V213H222ZM138 215V216H139ZM151 215V214H150ZM198 215V216H197ZM242 215V214H241ZM245 215V214H244ZM244 215H242V216H244ZM142 216H144V218H145V213H144V215L142 214ZM152 216V215H151ZM150 216V217H151ZM153 216H154V214H153ZM132 217V216H131ZM134 217H136L137 218V216H134ZM149 217V218H150ZM155 217V216H154ZM210 217V216H209ZM224 217V216H223ZM227 217H228V215H227ZM6 218V217H5ZM133 218V217H132ZM143 218V217H142ZM153 218V217H152ZM213 218H214V216H213ZM232 218H234V217H232ZM237 218V217H236ZM244 219H245V217H243ZM3 219V218H2ZM139 219H140V217H139ZM148 218L146 217V220H147ZM222 219H224V218H222ZM97 220V219H96ZM101 220V219H100ZM100 220H97V222L96 223H99L100 222ZM153 220L155 221V218H153ZM164 220V219H163ZM247 220V219H246ZM249 220V221H250ZM133 221V220H132ZM138 221H140V220H138ZM142 221V220H141ZM151 221V220H150ZM245 221V220H244ZM260 221H261V223H260ZM153 222V221H152ZM157 222V221H156ZM166 222V221H165ZM229 222V221H228ZM257 222V223H256ZM52 223V224H53ZM101 223V222H100ZM142 225H143V228H145L147 225H145L144 226V224L142 223V222H140ZM147 223H148V221H147ZM154 223V222H153ZM240 223H241V221H240ZM250 224H251V222H249ZM260 223V225H258ZM262 223H263V225H262ZM208 224V223H207ZM211 224V223H210ZM1 225V224H0ZM36 226V225H35ZM48 226H50V227H48ZM124 226V225H123ZM151 226V225H150ZM166 226V227H167ZM209 226V225H208ZM252 226V225H251ZM44 227V226H43ZM136 227V226H135ZM165 227V228H166ZM42 228V227H41ZM137 228V227H136ZM139 228V227H138ZM137 228V229H138ZM141 228V227H140ZM142 228V229H143ZM148 228H152V227H147V230L150 232V229H148ZM200 228V227H199ZM246 228H247V226H246ZM169 229H171V228H169ZM194 229V230H193ZM201 229V228H200ZM207 229V228H206ZM205 229V230H206ZM243 229V228H242ZM248 229H249V227H248ZM134 230V229H133ZM140 230V229H139ZM147 230H143L144 232L145 231H147ZM172 230V229H171ZM253 230H251V231H253ZM130 231V230H129ZM135 232L137 231V230H134ZM142 231V230H141ZM200 231V230H199ZM224 231V230H223ZM245 231V230H244ZM41 232V233H42ZM122 232V231H121ZM139 232V231H138ZM137 232V233H138ZM175 232H176V230H175ZM200 232H202V231H200ZM203 232H205V231H203ZM209 232V231H208ZM216 232V231H215ZM220 232V231H219ZM222 232V231H221ZM226 232V231H225ZM100 233V232H99ZM147 233V232H146ZM210 233V232H209ZM208 233V234H209ZM255 233V232H254ZM143 235V233H140L139 235ZM151 234V233H150ZM149 233H148V235H150ZM206 234H207V232H206ZM220 234V233H219ZM223 234V233H222ZM225 234V233H224ZM252 234V235H251ZM250 234V236L251 237H253L254 235H256V234H253V232ZM147 235V234H146ZM201 235H205V233L204 234H201ZM226 235H229L228 233L226 234ZM233 235H235V234H233ZM237 235V234H236ZM263 235V234H262ZM35 236V235H34ZM34 236H33V238H34ZM137 236V235H136ZM135 236V237H136ZM224 236V235H223ZM238 236V235H237ZM241 236V235H240ZM243 236H245V235H243ZM250 236H249V238H250ZM257 236V235H256ZM36 237V236H35ZM144 237H146V236H144ZM203 237V236H202ZM226 237V236H225ZM242 237V236H241ZM264 237V236H263ZM260 238V239H262L260 242L258 241V239H259V237L257 238V237H255V238H253L254 240L257 238V241H258V244H257V241H256V243H254V244H252L251 242H252V240H251V242H250V248H251V250H254V252L255 253H258L259 254V256H260V258L262 259V261H261V263L262 264H264V238ZM33 238H32V240H33ZM146 238H148V237H146ZM224 238V237H223ZM228 238H229V236H228ZM227 238V239H228ZM237 238V237H236ZM244 238V237H243ZM79 239V236L78 235H76V236H73L72 238H71V241H76V240H78ZM129 239H130V237H129ZM178 239V238H177ZM183 239V238H182ZM220 239V238H219ZM231 239H232V236H231ZM244 239H247V238H244ZM251 239V238H250ZM138 240V239H137ZM170 240V239H169ZM217 240V239H216ZM229 240V239H228ZM235 240V239H234ZM241 240H242V238H241ZM245 241V240H244ZM243 241V242H244ZM247 241V240H246ZM250 241V240H249ZM34 242V241H33ZM134 242V241H133ZM142 242V241H141ZM162 242V241H161ZM172 242V241H171ZM230 242V241H229ZM236 242H237V239H236ZM168 243H169V241H168ZM195 243V242H194ZM225 243V242H224ZM241 243V242H240ZM36 244V245H35ZM35 244L33 243V249H32V247H31V249H32V252H30L31 254H32V256H33V258L31 257V259H32V261L33 260H35V261H37V260H39V259H42L41 257H42V253H41V251H42V242L39 240V237H38V235H37V237H36V239H35ZM136 244V243H135ZM139 244V243H138ZM180 244V243H179ZM183 244V243H182ZM227 244V243H226ZM230 244H231V242H230ZM234 244V243H233ZM235 244H239V243H235ZM244 244V243H243ZM252 244V245H251ZM35 245V246H34ZM246 245H248L247 243H246ZM143 246V245H142ZM218 246V245H217ZM177 247H179V246H177ZM193 247V246H192ZM243 247H244V245H243ZM30 248V247H29ZM152 248H153V246H152ZM169 248V247H168ZM184 248V247H183ZM183 248H182V250H183ZM196 248H197V246H196ZM214 248V247H213ZM212 248V249H213ZM246 248L247 247H244L243 249H244V251L246 250ZM30 249V250H31ZM143 249H144V247H143ZM179 249H180V247H179ZM223 249V248H222ZM191 250V249H190ZM193 250H194V248H193ZM204 250V249H203ZM210 250V249H209ZM248 250H249V248H248ZM230 251V250H229ZM29 252V251H28ZM158 252V251H157ZM195 252V251H194ZM201 252H203V251H201ZM212 252H213V250H212ZM211 252V253H212ZM221 252H222V250H221ZM253 252V251H252ZM163 253V252H162ZM230 253V252H229ZM247 253V252H246ZM26 254V253H25ZM193 254V253H192ZM218 254V253H217ZM154 255V254H153ZM156 255V254H155ZM162 255V254H161ZM204 255V254H203ZM207 255V254H206ZM221 255V254H220ZM231 255V254H230ZM187 256V255H186ZM210 256V255H209ZM215 256V255H214ZM222 256V255H221ZM44 257V256H43ZM213 257V256H212ZM201 258V257H200ZM207 258V257H206ZM255 258V257H254ZM20 259V258H19ZM44 259V258H43ZM252 259V258H251ZM256 260V259H255ZM258 260H260V259H258ZM253 261V260H252ZM233 262V261H232ZM16 263V262H15ZM37 263V262H36ZM92 263V262H91ZM205 263V262H204ZM255 263V262H254ZM258 263V262H257ZM260 263V264H261ZM194 264V263H193Z\"/></svg>",
    "mask_w": 264,
    "mask_h": 264
}]
</instances>
